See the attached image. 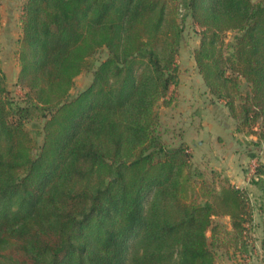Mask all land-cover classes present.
<instances>
[{
	"label": "trees",
	"instance_id": "16d2710c",
	"mask_svg": "<svg viewBox=\"0 0 264 264\" xmlns=\"http://www.w3.org/2000/svg\"><path fill=\"white\" fill-rule=\"evenodd\" d=\"M184 5L200 28L193 57L205 84L239 126L262 119L264 139V0ZM177 7L24 1L23 102L0 68V264H218L207 234L224 226L217 217L230 219L234 244L248 250L249 196L198 181L187 147L168 146L158 131L157 106L171 103L179 83ZM227 31L237 33L225 43ZM100 51L106 58L95 65ZM87 70L91 84L73 95ZM241 78L251 94L243 96ZM35 118L41 144L26 127Z\"/></svg>",
	"mask_w": 264,
	"mask_h": 264
},
{
	"label": "rangeland",
	"instance_id": "374dc122",
	"mask_svg": "<svg viewBox=\"0 0 264 264\" xmlns=\"http://www.w3.org/2000/svg\"><path fill=\"white\" fill-rule=\"evenodd\" d=\"M24 1L1 0L0 9V68L6 75L10 96L20 102L25 98V90L18 84L20 64L17 52L22 34ZM170 4L173 7L177 4L178 21L184 28L177 55L179 83L171 87L166 98L171 103L167 105L162 100L157 106L158 131L168 146L184 144L187 147L192 170L200 173L195 174L198 181L206 179L216 184L228 182L242 188L249 196L252 220L246 223L245 234L250 245L248 250L234 244L229 234L232 227L228 217L214 218V224L224 225L215 237L211 230L207 233L218 264H247L257 255V240L262 244L257 234L264 233V173L260 176L257 173L259 166L264 164V139L260 137L263 121L259 119L253 127L239 126L226 101L211 93L193 57L195 49L200 45V28L189 15L184 0H170ZM236 33L227 31L224 34L225 43L233 41ZM106 54L104 51L97 52L93 58L95 65L103 61ZM92 80L91 70L82 72L76 77L71 93L76 95L90 85ZM240 82L243 96L251 94L250 83L245 78H241ZM41 122L42 119L35 118L26 123L40 144L43 140L39 133ZM261 246L259 248L264 257V246Z\"/></svg>",
	"mask_w": 264,
	"mask_h": 264
},
{
	"label": "crops",
	"instance_id": "0c3cea01",
	"mask_svg": "<svg viewBox=\"0 0 264 264\" xmlns=\"http://www.w3.org/2000/svg\"><path fill=\"white\" fill-rule=\"evenodd\" d=\"M259 235V237L261 238L260 242H262V244L259 243V241L257 240V244L256 247H260L261 245L264 246V233L263 234H257V236ZM260 244V245H259ZM261 246V247H262ZM255 248V247H254ZM256 248V253L257 255H255L254 259L252 260V262L247 263V264H264V257H263V253L261 252V249ZM259 254V255H258ZM227 264H238V263H234V262H229Z\"/></svg>",
	"mask_w": 264,
	"mask_h": 264
}]
</instances>
